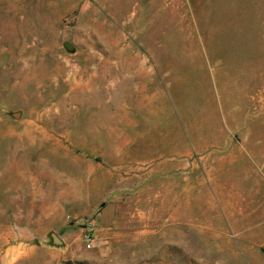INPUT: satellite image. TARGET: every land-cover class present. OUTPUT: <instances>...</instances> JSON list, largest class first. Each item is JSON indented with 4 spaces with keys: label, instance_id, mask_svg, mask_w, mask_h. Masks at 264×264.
I'll list each match as a JSON object with an SVG mask.
<instances>
[{
    "label": "rangeland",
    "instance_id": "1",
    "mask_svg": "<svg viewBox=\"0 0 264 264\" xmlns=\"http://www.w3.org/2000/svg\"><path fill=\"white\" fill-rule=\"evenodd\" d=\"M0 264H264V0H0Z\"/></svg>",
    "mask_w": 264,
    "mask_h": 264
}]
</instances>
